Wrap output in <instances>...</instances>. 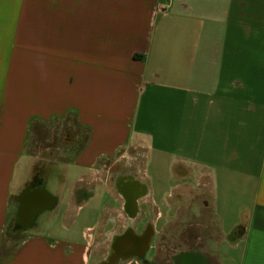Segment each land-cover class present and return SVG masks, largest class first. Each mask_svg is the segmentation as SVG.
I'll return each instance as SVG.
<instances>
[{"label":"crops","instance_id":"obj_1","mask_svg":"<svg viewBox=\"0 0 264 264\" xmlns=\"http://www.w3.org/2000/svg\"><path fill=\"white\" fill-rule=\"evenodd\" d=\"M69 118L83 140L19 228L52 166L30 135ZM147 222L264 264V0H0V264H101Z\"/></svg>","mask_w":264,"mask_h":264},{"label":"flooded vegetation","instance_id":"obj_2","mask_svg":"<svg viewBox=\"0 0 264 264\" xmlns=\"http://www.w3.org/2000/svg\"><path fill=\"white\" fill-rule=\"evenodd\" d=\"M38 172L34 177L35 180L23 193L19 225H26L31 220L32 214L51 201V198L43 193L45 187L42 181H38ZM30 194L38 196V202L34 203L32 207L27 204ZM115 240L113 253L101 264H118L126 257H137L141 259L142 264H212L206 256L197 252L195 244L178 248L173 239H170L172 241L168 244L166 243L169 241L167 239L155 238V232L150 222H147V226L142 230L140 236H134L129 230L120 235L118 240L117 238Z\"/></svg>","mask_w":264,"mask_h":264},{"label":"rangeland","instance_id":"obj_3","mask_svg":"<svg viewBox=\"0 0 264 264\" xmlns=\"http://www.w3.org/2000/svg\"><path fill=\"white\" fill-rule=\"evenodd\" d=\"M83 137L84 133L82 129L78 127L77 123H75L73 118H69L65 121H59L55 124H50L49 126L41 127L38 133L34 135L31 134L29 142V152H32L33 154H40L41 157L50 159L51 161L48 162L52 164V166H50L49 168L47 167V164L41 165L40 167L36 166V171H43L44 173H47L48 169H55L56 171H61L62 167L60 165L64 162H58L59 159L63 160L64 157L71 155L77 148L78 144L82 142ZM111 172L113 173L114 171ZM55 186L56 184L52 183L51 189L55 190ZM14 230L15 229L13 228V226H10L9 234H13ZM170 231L173 233L169 234L168 236L170 239H173V241L177 236L182 237V239H179L175 243L178 248L190 245L192 243L191 240L194 239L198 235V233L205 238L209 236V232L206 228H202L199 230L189 228L184 232H181V235L180 231ZM14 236L15 242L19 241L21 238V233H16L14 234ZM170 239L169 241L166 240V243L169 244L172 241ZM204 248H206L205 250H208L209 252L218 253L221 258L223 257V252L222 250H220L219 246L214 247L213 245H209V247ZM221 264L225 263L221 261Z\"/></svg>","mask_w":264,"mask_h":264},{"label":"water","instance_id":"obj_4","mask_svg":"<svg viewBox=\"0 0 264 264\" xmlns=\"http://www.w3.org/2000/svg\"><path fill=\"white\" fill-rule=\"evenodd\" d=\"M43 193H45L50 198L48 192L44 191ZM37 202H38V196L36 194H30L29 195V200L27 202L28 206L32 207L34 205V203H37ZM39 210H37L36 213L39 212ZM35 214H32L31 218H33Z\"/></svg>","mask_w":264,"mask_h":264},{"label":"trees","instance_id":"obj_5","mask_svg":"<svg viewBox=\"0 0 264 264\" xmlns=\"http://www.w3.org/2000/svg\"><path fill=\"white\" fill-rule=\"evenodd\" d=\"M17 226H19V223L17 222ZM23 226L21 225V227H19V228H22Z\"/></svg>","mask_w":264,"mask_h":264}]
</instances>
